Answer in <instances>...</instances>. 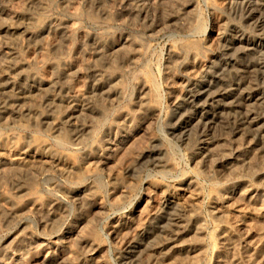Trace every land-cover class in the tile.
I'll list each match as a JSON object with an SVG mask.
<instances>
[{"label": "rangeland", "instance_id": "1", "mask_svg": "<svg viewBox=\"0 0 264 264\" xmlns=\"http://www.w3.org/2000/svg\"><path fill=\"white\" fill-rule=\"evenodd\" d=\"M234 1L0 0L1 74L6 53L15 51L25 75L44 85L18 108L0 99V157L24 153L33 162L0 164V264H121L126 242L175 196L188 206L183 240L201 250L193 264H264L263 149L254 143L246 154L245 143L228 137L222 151L198 164L193 147L170 133L173 105L219 62L225 33L236 24L252 32ZM253 2L264 13V0ZM10 23L19 25V39L6 31ZM224 74L213 79L224 90L214 105L238 117L244 86ZM153 147L165 169L145 163ZM39 155L58 156L74 171L40 167ZM234 188L253 189L255 202L239 197L233 204L237 197L227 195ZM77 189L84 192L73 195ZM219 206L227 213L220 218L213 214ZM245 247L258 252L253 263ZM182 252L143 264H192Z\"/></svg>", "mask_w": 264, "mask_h": 264}, {"label": "bare ground", "instance_id": "2", "mask_svg": "<svg viewBox=\"0 0 264 264\" xmlns=\"http://www.w3.org/2000/svg\"><path fill=\"white\" fill-rule=\"evenodd\" d=\"M253 1L252 0H235L234 1V2L240 3L242 5V7H241V18L243 21V26L252 29V32H248L247 29H243L242 26L240 27L237 24L233 25L232 27L229 26L230 27V30L228 29L229 33H227V34L225 33L224 38L222 40L223 41L222 46L220 47V49L218 51L220 54L219 62L217 64L211 66L209 68V70H207L205 72V74H203L201 76L202 79L201 78L197 79V80L191 82L190 85L188 84L189 87H188L186 94L183 96L181 101L179 100L173 105L174 108H173L172 114L170 113L172 115L171 120H170V125H171V132L170 133H171L172 137L176 138L179 141H182L185 144H190L193 147V150L196 152V155H197L198 160H196V161L198 164H202V163L209 161L215 155V151L217 149H219V150L221 149L219 147L223 144V142L225 143V141H227L226 139L228 137L230 139L231 138L234 139L233 142L238 143L239 141H241V143L243 142L242 144L245 143L247 145L246 149L244 150L245 153H246L247 147L249 148V146L253 145L254 143H257V145H259L261 147V149H263V151H264V74H263L264 72H262L263 71L262 69L264 68V59L261 58L262 56L260 57V53L263 51V47H264V31H261V30H263L262 25H264V13L261 10L263 8H260V6L258 4H255ZM59 28L60 27H58V29ZM19 29H20L19 25L15 26L14 24H11V23L8 24V26L6 27V31L8 33H10L14 37V39L20 38V35L18 34ZM253 30L255 31V33H253L254 32ZM256 31H258V32H256ZM190 53H192V52H190ZM193 57H194V59L196 58L195 54ZM5 60H6V62H5L6 70H4V73H2V74L0 72V74H1L0 75V99H3V101L6 104L8 103L7 104L8 106L11 105L12 107L15 108L17 106H20L22 104V102L25 99H27L29 97V95H31L30 93L37 91V90H41L44 87V85H43V82L38 80V78L34 75V73H32L33 75H31L29 77L25 75V73L23 71L24 66L19 61L20 59L19 60L17 59L15 51H11L9 53H6V59ZM259 72L260 73L262 72V73L260 74ZM222 73L223 74L226 73V75L228 74V75H233V76L237 77L239 79V81L242 83V85L244 86V92L245 93H243L241 95V97L239 99L240 102H238L236 104V105H238L237 108L239 107L241 109V111H239V108H238L237 112H240V113H238V114H240V115H238V117L233 116V115L229 114V112L227 113V112L219 109L216 105H214L217 98L224 95V92H223L224 90L216 87L217 86V85L215 86L216 80H215V82L213 81L214 78L218 79L217 78L218 75L222 74ZM94 77L96 78L95 75H94ZM99 78L100 77H97V79H99ZM97 79H95V80L97 81ZM225 95H226V93H225ZM143 96H145V95H143ZM56 99H58V98H56ZM54 100H55V97L53 99V102H54ZM59 102L60 101H58V103ZM2 104H4V103H2ZM5 106L6 105H4V107ZM0 107L4 108L3 105ZM2 108H0V109H2ZM61 130H63V129H61ZM226 143H228V141ZM239 143H238V145H239ZM224 145L225 144H223V146ZM235 148H237V147H235ZM254 148L255 147H253L252 151H254ZM223 149H221V151ZM29 150L33 151V153L34 154L36 153V155H37V148L36 149L35 148L30 149L29 148ZM249 150H250V148H249ZM255 152H253V153H255ZM33 153H32V156H33L32 158H34ZM249 153L247 152L246 154H249ZM252 155L254 156L256 154H252ZM29 156H28V158H29ZM240 156L241 155H239V157ZM236 157H235V159H236ZM250 157H252V156H250ZM38 158L39 159L35 158L34 160H35V162L40 163L42 165V166H40V164H39L40 167H45V164H47V166H48L52 163H55V165L54 164L53 165L58 166V169H60V170L69 171V172L74 171L73 169L62 167V165L60 164V159L58 158V156L55 157V156L50 155L47 157V156L39 155ZM162 158H163L162 157V151L157 147H153L152 149H150L148 151V154L144 157V160H145L146 164L151 165L153 168L157 167V168H160L162 170V169H165L166 165H167V163L164 162L163 161L164 159H162ZM240 158H238V159H240ZM252 158H255V157H252ZM30 159L28 160L27 157L24 155V153H19V154H16L13 158L10 157V159L8 158L7 160H5L3 157H0V164H6L7 163L9 165H12L13 167H20V168L23 167L24 168L32 162ZM242 159L243 158H241L240 160H242ZM244 160L242 161L243 162L242 164H244V162H245ZM240 162H238V163L240 164ZM249 162H250V160H249ZM205 164H207V163H205ZM236 165H238V164H236ZM245 166H247V165H245ZM256 172H258V171H256ZM181 184H183V183H181ZM262 184H263V182H262ZM187 188H188V184L182 190L187 191ZM216 190H218V189H216ZM220 190H219V192H221ZM244 190H242V188H238V189L234 188L230 191L231 193H229V195H227V196H229V197L231 196L232 200H233V198H232L233 196L237 197L236 200H233V201L231 200L233 202V204L235 201L238 200L239 197L243 200H244V198L248 199L249 201L253 200L252 199L253 197L255 198V195L253 194V189L248 190V191H244ZM192 191H193V189H192ZM192 191H191V193H192ZM83 192L84 191L82 189H77L72 193H73V195L75 194L78 196V195L82 194ZM195 192H198V191H195ZM187 193H188V197H189V195H191V194H189L190 193L189 191L186 192V194ZM227 193H228V191H227ZM177 197L176 196L175 197H169L167 200H165L163 205L160 208L158 207L159 209L158 210L156 209L157 211L154 214H152L147 227L143 231H141L140 237H134L135 239L132 238L133 240L126 242L127 246L125 247V251L124 252L122 251L123 254L121 257V261H120L121 264H143V262L150 260L152 257L157 258L156 257L157 255H160V258H158V259H161V257L164 259V258H167L169 256L174 257L176 252L178 253L181 251H183L182 253L185 252L184 253L185 255L187 253L186 257H188L187 259H189V261L191 260L190 263L192 262V264H193L196 262L197 258L201 254L200 253L201 250L198 246H192L191 247L186 241L183 240L184 239L183 238L184 233H185V231H184L185 230L184 229V220H185V216L188 212V208H187L188 206L186 205L187 206L186 207L185 205H183V202H184L183 200H182V204H181V201L179 202L178 199H176ZM212 198H213V196H212ZM241 199H240V201H241ZM242 201H241V203H242ZM253 201L255 202V200H253ZM232 202L229 203L230 207H231V205L233 207L235 206V205L231 204ZM239 202H236V205ZM244 202H245V200H244ZM247 204H251V203L248 202ZM221 206H219V208L214 207V212H213V214H218L219 218L224 216V213H226L225 212L226 208L224 211L225 206L224 207H221ZM238 206H239V204H238ZM35 207L37 208V206H35ZM257 207L255 209H257ZM235 208H237V207H235ZM241 208H243V207H241ZM246 208H247V206H246ZM258 209H260V208H258ZM261 211H259V212H261ZM262 214H264V212ZM190 215H192V214H190ZM256 215H257V213H256ZM261 216H259V218ZM240 218H242V217H240ZM193 231L195 232L196 236L198 237L197 234L201 231L200 224L195 225ZM224 233H225V230H224ZM137 236H139V235H137ZM118 237H120V234L118 235ZM228 238L229 239L225 238L226 242H228V244L226 243V245H228L230 248V247H232L234 242L232 244V241H231L232 238H230V237H228ZM186 239H187V237H186ZM195 239H196V237L193 240H195ZM125 240H128V239H125ZM92 248H93V246H92ZM254 249L256 250V248H254ZM223 250H224V248H223ZM222 251L219 252V257H221V258H222V256H221ZM246 251H247L246 256L248 257V260L252 261V263H253V259H254L253 256H255L254 254L257 255L258 252L253 253V251H250V254H249L248 248H246ZM202 252H203V250H202ZM236 257H233V258L237 259L238 257L237 258ZM152 260H153V258H152ZM234 260H232V261H234ZM158 261H156V262L158 263ZM156 262H154V263H156ZM219 262H220V260H219ZM234 262L233 263L231 262V263L232 264H241L242 263V262L240 263L238 261V259L235 260ZM196 263H198V262H196ZM231 263H229V264H231ZM219 264H221V263H219ZM249 264H251V262ZM254 264H255V262H254Z\"/></svg>", "mask_w": 264, "mask_h": 264}]
</instances>
